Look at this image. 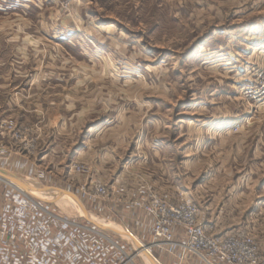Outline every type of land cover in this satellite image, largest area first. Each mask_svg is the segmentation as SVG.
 <instances>
[{"label":"rangeland","instance_id":"374dc122","mask_svg":"<svg viewBox=\"0 0 264 264\" xmlns=\"http://www.w3.org/2000/svg\"><path fill=\"white\" fill-rule=\"evenodd\" d=\"M14 157L81 195L122 174L192 195L211 234L251 237L264 264V0H0V159Z\"/></svg>","mask_w":264,"mask_h":264},{"label":"crops","instance_id":"0c3cea01","mask_svg":"<svg viewBox=\"0 0 264 264\" xmlns=\"http://www.w3.org/2000/svg\"><path fill=\"white\" fill-rule=\"evenodd\" d=\"M0 170L21 181L36 180L34 185H28L32 192H38L35 187H46L73 193L70 184L57 183L53 175L40 171L22 157L0 159ZM124 176L116 178L106 201L73 193L87 213L119 225L117 233L102 229L86 218L83 221L81 216L74 219L61 216L52 202L36 199L30 192L23 193L0 178V264H151L149 257L156 264H207L184 251L183 232L176 227L171 229L170 243H153V219L132 206V201L145 196L151 184L146 181L140 188L134 179ZM43 192L58 194L55 190ZM161 196L173 203L192 198V195ZM224 208L223 204L219 212ZM205 217L199 209V221L207 225Z\"/></svg>","mask_w":264,"mask_h":264},{"label":"built area","instance_id":"2783aa9c","mask_svg":"<svg viewBox=\"0 0 264 264\" xmlns=\"http://www.w3.org/2000/svg\"><path fill=\"white\" fill-rule=\"evenodd\" d=\"M92 188V191L83 188V193L99 201L109 198V191L104 185L95 183ZM132 206L153 219L154 244L170 243L173 238L171 229L176 227L183 232L184 251L201 258L207 264H262L251 237L244 234H211L210 229L199 221V207L196 203H173L161 195L147 194L132 201Z\"/></svg>","mask_w":264,"mask_h":264},{"label":"water","instance_id":"95a60500","mask_svg":"<svg viewBox=\"0 0 264 264\" xmlns=\"http://www.w3.org/2000/svg\"><path fill=\"white\" fill-rule=\"evenodd\" d=\"M0 178H2L3 180H5L6 182H8L9 184H11L13 187H15L16 189H18L19 191L23 192V193H28L29 189H28V185H26L23 181H21L20 179H18L16 176L11 175V174H6L5 172L0 170ZM41 191H57L58 195L61 194H67L69 195L74 201H76L83 209L84 213H86L83 205L80 203L79 199L76 197V195H74L73 193L70 192H64L62 190H58V189H49V188H41L39 189ZM149 257V256H148ZM149 261L152 264H156L154 262V260L152 258L149 257Z\"/></svg>","mask_w":264,"mask_h":264},{"label":"bare ground","instance_id":"6f19581e","mask_svg":"<svg viewBox=\"0 0 264 264\" xmlns=\"http://www.w3.org/2000/svg\"><path fill=\"white\" fill-rule=\"evenodd\" d=\"M34 189H36L37 191L39 190L37 187H35ZM69 204V203H68ZM70 207H72L71 206V204L69 205ZM66 207V206H65ZM74 207V206H73ZM72 207V209H74L75 210V212H77L80 216H81V214H80V212L78 211V210H76V208L74 207L73 208ZM84 218H86L89 222H91V223H93V224H95V225H97V226H99L100 228H102V229H106L107 230V228L104 226L105 224L103 223V221H101V220H97L96 218L94 219V218H90V217H88V216H86V215H82Z\"/></svg>","mask_w":264,"mask_h":264}]
</instances>
